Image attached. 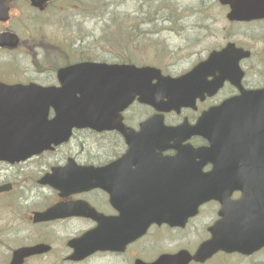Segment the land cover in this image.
<instances>
[{"label":"flooded vegetation","instance_id":"1","mask_svg":"<svg viewBox=\"0 0 264 264\" xmlns=\"http://www.w3.org/2000/svg\"><path fill=\"white\" fill-rule=\"evenodd\" d=\"M57 1L41 10L28 0H14L10 18L32 20L54 16L48 9ZM213 1L219 12L208 15L211 22L208 25L201 22L205 18L200 19L195 39L198 57L194 66L201 65L213 51L228 46L230 50L198 71L195 105L183 107L178 113H165V122L176 125L188 121L198 126L199 133L192 142L205 154L197 161L205 163L197 169V174L211 179L208 185L216 194L238 199L251 191L253 201L259 193L264 203V103L258 111L259 117L250 116L249 109L238 108L228 110L226 118L224 111L217 114V108L229 99L249 98V91H264V18L231 20L228 18L231 6ZM10 29V22H0V33ZM19 36L21 42L16 49L0 47V81L27 87L25 93L13 98L32 99L38 95L32 92L30 85L59 84L57 50L50 45L48 53L46 45L30 29ZM9 98L12 99L0 91V99ZM252 98L264 99V92L253 94ZM213 109L210 117L206 116ZM142 111L146 115L135 121L130 108L123 114L124 123L138 131L140 123L155 113L152 108ZM56 115L55 109H49L43 121L50 123ZM24 128L0 126L14 132L6 136L9 139L0 140V147L35 144L19 140L21 134L24 136ZM86 130L89 131L75 128L72 140L52 143L26 159H18L19 154L15 152L9 158H0V264H11L17 251L36 245L41 251L27 255L21 264H136L139 260L150 263L163 254L182 249L193 252L211 236L209 228L221 218L222 203L216 198L205 201L194 217L201 231L206 232V236L205 232L199 236V239L204 238L196 246L185 245L193 242L186 239L190 221L184 227L153 223L140 237L129 241L126 237L119 238L137 226L131 222L135 212L154 209L159 203L163 205V194L168 196V202L171 194H181L180 178L171 174L169 165V156L175 152L158 149V156L149 159L150 151L144 148L145 143H135L141 148L129 152L133 143L117 130L99 133L115 137L95 151H85L74 137ZM218 144L222 145L220 151ZM231 156L235 157L229 159ZM112 162L116 163L114 174L104 176L113 178L103 180L98 187L69 189L78 184L73 180L89 176L83 167H106ZM255 162L261 166L256 167ZM96 229L98 233L93 232ZM86 233L90 235L85 244L74 241ZM105 241L112 246L99 247ZM87 251L90 252L83 256Z\"/></svg>","mask_w":264,"mask_h":264},{"label":"water","instance_id":"2","mask_svg":"<svg viewBox=\"0 0 264 264\" xmlns=\"http://www.w3.org/2000/svg\"><path fill=\"white\" fill-rule=\"evenodd\" d=\"M11 0H0V19H5L8 14V4ZM39 3L41 0H32ZM224 3H234V0H221ZM244 4L249 7L244 12L260 13L264 15V3H258L256 0H244ZM257 15V14H255ZM258 16V15H257ZM7 35L0 36L1 44H13ZM195 69L191 72L180 76L171 77L164 76L160 69L152 66L137 67L131 64H108L83 62L71 65L61 69L59 79L62 83L61 87H40L38 93H41L40 99L35 100H16L12 98V94H16L18 89L14 86H6L5 93L11 96L12 99H1L0 103V124L8 122L2 119L15 117L23 118L20 123L26 126L25 133L28 135L38 136L36 140L41 142H52L60 139L70 138L73 126L90 127L98 131L116 127L114 119L120 116V112L129 106L138 96V100L142 103L150 104L158 110L179 109L182 105H189L194 101V95L190 93L194 86ZM156 80V82H154ZM60 111H69V127L61 132L51 130L43 126L41 131H30L28 119L33 114L34 110H45L50 106ZM19 111L20 116L12 111ZM31 110V111H30ZM31 112V113H29ZM155 117L149 119L142 124V130L148 126H152L147 137L150 143V149L155 150L161 142L166 140L175 141L174 145L178 150L176 158L180 157L182 163L187 167L185 175V193H184V211L179 216L177 210L166 211L162 216L153 214L150 216L148 223L153 221L168 222L171 225L182 224L187 222L190 216L198 212L199 204L205 199H209L203 191L201 194H196L195 191V159L198 156L191 144L180 146L184 140L194 134L193 128L185 126L163 127L162 122L152 125ZM17 122H14L15 124ZM5 132H0V134ZM162 133V136H161ZM146 132L125 134L128 140H140L145 137ZM27 136V141L31 140ZM152 146V147H151ZM47 147L46 145L26 146L21 150L26 153L22 157H27L31 153L40 151ZM11 147H0V157H5ZM94 173H99V169L95 168ZM87 183L99 185V179L94 177L86 180ZM251 191L245 194V197L234 206H226V213L223 223V231L202 243L196 254L192 256L187 251H181L176 255H164L161 259L153 264H188L190 260L205 261L219 250L227 252L239 251L251 254L254 251L264 246V214L261 206L256 210L260 217L256 220L245 219L237 216L239 210L243 212L242 206L249 202ZM148 225V224H146ZM144 229V228H143ZM144 230L136 232L132 237L141 235ZM103 244L102 247H107ZM36 250H27L25 254L32 253ZM24 253H16L12 264H20L23 261Z\"/></svg>","mask_w":264,"mask_h":264},{"label":"rangeland","instance_id":"3","mask_svg":"<svg viewBox=\"0 0 264 264\" xmlns=\"http://www.w3.org/2000/svg\"><path fill=\"white\" fill-rule=\"evenodd\" d=\"M67 1L68 14L64 13L52 20H12L11 25L16 30L28 28L35 31L40 41L51 37L55 47L57 44L60 62L65 61L62 52L68 50L71 56L83 54L102 61L122 62L130 59L136 64L157 65L166 73L174 75L191 68L198 57L195 39L200 19L205 18L201 22L208 25L211 23L208 15L219 12L213 0ZM129 31L135 42L127 48L117 36ZM143 109L137 104L132 107L131 114H134L135 121H140L146 115ZM114 137L112 134L101 135L86 130L77 133L74 141L83 144L85 151H95ZM196 220H190L186 228V239L194 241L191 245L185 243L187 246H196L204 238L199 239L205 229L201 231ZM243 260L237 254L218 253L206 264H264V251Z\"/></svg>","mask_w":264,"mask_h":264}]
</instances>
